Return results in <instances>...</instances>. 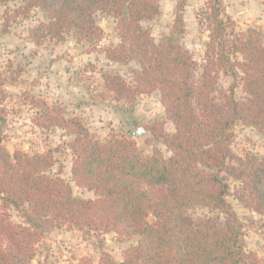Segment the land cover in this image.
<instances>
[{
  "label": "trees",
  "instance_id": "1",
  "mask_svg": "<svg viewBox=\"0 0 264 264\" xmlns=\"http://www.w3.org/2000/svg\"><path fill=\"white\" fill-rule=\"evenodd\" d=\"M22 1L24 9L40 7L47 14V35L59 39L66 32L94 46L103 35L95 14L113 17L120 42L101 50L113 61L134 59L138 67L131 70L130 82L117 72L103 73L105 91L127 102L157 91L175 131L169 134L161 121L154 122L153 136L163 141L170 155L158 149L146 154L126 136L98 140L78 117L33 100L39 126L58 127L73 136L67 143L73 157L71 178L94 193L87 199L74 195L60 176L47 174L54 164L53 149L34 154L7 150L0 107V264H30L43 232L64 225L138 237L123 249L120 262L102 252L96 264H246L242 225L225 198V175L242 180L240 203L264 215V158L240 157L231 149L236 122L264 133L261 32H235L223 0H205L197 18L205 24L208 39L198 64L174 35L182 25L186 0H177L170 33L158 43L142 25L158 13L156 0ZM220 73L231 76L228 89L217 88ZM237 80L247 94L244 100L234 96ZM190 206L217 210L225 215V223L192 216L187 212ZM11 207L22 223L11 222ZM150 212L154 224L147 222Z\"/></svg>",
  "mask_w": 264,
  "mask_h": 264
},
{
  "label": "rangeland",
  "instance_id": "2",
  "mask_svg": "<svg viewBox=\"0 0 264 264\" xmlns=\"http://www.w3.org/2000/svg\"><path fill=\"white\" fill-rule=\"evenodd\" d=\"M158 13L151 20L142 21L150 29L151 37L158 43L168 35L175 20L177 0H156ZM205 0H186L182 10V25L174 31L182 48L189 51L200 64L207 28L200 24ZM224 12L234 22L235 32L255 28L264 41V0H223ZM96 23L103 35L97 46L78 41L64 32L62 38L47 35L44 25L48 16L40 7L24 9L22 0L0 2V107L4 110L5 123L2 144L13 154L21 151L34 154L54 150V164L47 174L60 176L67 182L74 195L94 198L92 191L80 188L71 178L72 153L68 141L73 137L58 127H42L36 118L39 109L33 100H42L63 109L66 116L81 119L89 133L98 140L110 135L126 136L128 132L143 127L151 131L154 122L161 121L167 133L175 131L174 124L165 118L157 91L141 94L132 102L114 99L105 91L102 75L119 73L126 82L131 80V70L138 67L136 60L117 62L105 57L102 47L120 42L115 30V20L101 13L95 14ZM234 96L244 100L247 94L237 80ZM232 78L220 73L217 88L228 89ZM232 151L240 157L255 155L264 158V133L236 122L232 127ZM134 140V139H132ZM137 146L146 154L158 149L170 155L161 139L143 136ZM202 169V167H200ZM206 173H212L204 169ZM229 186L226 200L242 225L245 251L249 254L246 264H264V215L245 208L237 198L242 180L225 175ZM192 216H210L218 223H225V215L217 210L190 206ZM12 223L23 222L20 213L9 209ZM153 212L147 222L154 224ZM138 237L124 238L114 232L101 233L90 228L78 230L71 226L51 227L43 232L35 245L30 264H83L86 260L96 264L102 252L120 262L124 248L134 245Z\"/></svg>",
  "mask_w": 264,
  "mask_h": 264
},
{
  "label": "water",
  "instance_id": "3",
  "mask_svg": "<svg viewBox=\"0 0 264 264\" xmlns=\"http://www.w3.org/2000/svg\"><path fill=\"white\" fill-rule=\"evenodd\" d=\"M146 135L152 136V133L145 130L143 127H139V128H136L135 130L128 132L126 135V138L134 139L135 141L139 142L141 141L140 140L141 137L146 136Z\"/></svg>",
  "mask_w": 264,
  "mask_h": 264
}]
</instances>
